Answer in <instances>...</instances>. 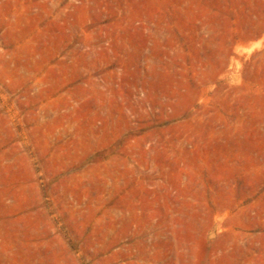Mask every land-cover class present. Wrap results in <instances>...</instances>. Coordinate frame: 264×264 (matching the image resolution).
Here are the masks:
<instances>
[{"label": "rangeland", "instance_id": "obj_1", "mask_svg": "<svg viewBox=\"0 0 264 264\" xmlns=\"http://www.w3.org/2000/svg\"><path fill=\"white\" fill-rule=\"evenodd\" d=\"M0 264H264V0H0Z\"/></svg>", "mask_w": 264, "mask_h": 264}]
</instances>
